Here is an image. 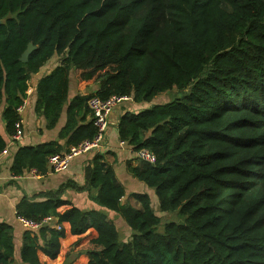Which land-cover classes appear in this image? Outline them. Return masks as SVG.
<instances>
[{
  "label": "trees",
  "instance_id": "trees-1",
  "mask_svg": "<svg viewBox=\"0 0 264 264\" xmlns=\"http://www.w3.org/2000/svg\"><path fill=\"white\" fill-rule=\"evenodd\" d=\"M0 19L7 133L22 117L30 79L55 57L38 81L35 110L49 129L66 113L57 139L18 148L14 176L45 174L50 155L95 136L93 96L151 102L174 88L182 93L124 114L118 127L121 141L157 157L128 165L155 190L156 206L147 192L123 201L125 186L97 151L81 187L105 210L63 199L73 181L42 200L23 197L18 216L54 222L24 232V264H76L74 251L87 256L77 264H264V0H0ZM30 42L37 47L22 61ZM73 71L80 91L98 88L70 99ZM6 146L0 133V152ZM156 207L178 210L184 221L159 231ZM108 211L131 229L128 240ZM0 264H18L6 223Z\"/></svg>",
  "mask_w": 264,
  "mask_h": 264
},
{
  "label": "crops",
  "instance_id": "crops-1",
  "mask_svg": "<svg viewBox=\"0 0 264 264\" xmlns=\"http://www.w3.org/2000/svg\"><path fill=\"white\" fill-rule=\"evenodd\" d=\"M58 60V57L51 59L39 73L34 74L30 79L27 92V105L22 111V136L19 139H12V135L7 133L6 122L3 118L5 102L0 104V133L6 139V147L8 148L7 153H3V150L0 152V223H6L9 226L10 233L14 236L15 260L18 264H24L21 261L20 253L23 234L27 230L17 214V204L23 197L35 196L38 200H42L46 198L44 192L56 190L63 187L64 184L67 185L69 181H73L75 186H65L63 188L61 195L63 199L70 201L71 204L82 209L97 208L105 210L94 201L89 190L82 189L81 187L85 184V166L91 162L97 151L105 156L106 161L115 169L118 180L125 186L126 195L123 197V201L129 199L130 193L140 191L149 193L152 197V203L157 202L155 190L133 176L128 169L129 163L138 164L139 160L133 146L121 141L119 138L118 127L124 114L137 113L154 104L168 102L171 97L168 91L162 92L165 95H161L163 97L157 103H154L153 100L158 95L151 102H136L130 96H126L120 100L110 114V123L102 147L96 151L83 152L74 156L65 170L52 171L49 167L48 172L45 174H41L35 169H27L20 176L12 174L11 166L14 154L20 146L38 145L57 139L61 128L66 122V113H63L57 126L49 129L45 125L46 120L44 116L37 114L35 110L38 81L43 75L51 72L57 65ZM97 88L98 85L93 83L85 90L80 91L75 71H73L71 74L69 98H73L79 92L90 93ZM61 143H64V140H61ZM108 216L115 221L118 228L120 226L129 228L124 219L118 214L108 211ZM51 218L50 223L54 224L52 221L53 217ZM129 232H131L130 228Z\"/></svg>",
  "mask_w": 264,
  "mask_h": 264
},
{
  "label": "built area",
  "instance_id": "built-area-1",
  "mask_svg": "<svg viewBox=\"0 0 264 264\" xmlns=\"http://www.w3.org/2000/svg\"><path fill=\"white\" fill-rule=\"evenodd\" d=\"M126 96H112L109 99H102L99 96H93L89 99L88 105L93 112V121L97 128V132L92 139L85 140L78 146H72L65 153H54L49 156L48 165L52 171L65 170L71 159L83 152L99 150L104 142L105 135L107 133L110 114L117 103L124 99ZM27 105V99L18 107V111L22 113ZM22 117L16 122L15 132L12 134V139H19L22 136ZM8 148L3 149V153H7ZM136 156L142 160H146L150 163H154L157 160L156 155L147 148H142L136 151ZM20 221L27 229L37 230L45 224L50 223L51 217H45L40 221L28 219L23 216H18Z\"/></svg>",
  "mask_w": 264,
  "mask_h": 264
},
{
  "label": "rangeland",
  "instance_id": "rangeland-1",
  "mask_svg": "<svg viewBox=\"0 0 264 264\" xmlns=\"http://www.w3.org/2000/svg\"><path fill=\"white\" fill-rule=\"evenodd\" d=\"M169 93L168 94H171V97L169 99L172 100L173 98H175L176 96H182L181 92H178V90H176V88H174V90H169L168 91ZM161 95H165V94H159L158 97L153 100L154 103H157L159 102L160 99H162L163 96ZM156 206V204L154 203L153 206ZM156 210L157 212H159L160 216H161V222H160V225L158 227V230L159 231H163L164 230V226H165V223L169 222V221H176V222H183L184 221V216L180 214V212L178 210H174V211H170V212H161L159 211V209H157L156 207ZM119 233H120V237L122 240H128L131 236V233L132 232H129V228H126V227H123V226H120L119 227ZM77 252L74 251L72 255L76 254ZM71 255V258H74V262L77 264V263H82L85 261V257H87L85 254H81V255H75V256H72Z\"/></svg>",
  "mask_w": 264,
  "mask_h": 264
},
{
  "label": "water",
  "instance_id": "water-1",
  "mask_svg": "<svg viewBox=\"0 0 264 264\" xmlns=\"http://www.w3.org/2000/svg\"><path fill=\"white\" fill-rule=\"evenodd\" d=\"M5 22V20L4 19H0V24L1 23H4ZM36 45H34L33 44V42H30L29 43V45H28V47H27V49L24 51V53L22 54V56H21V60L22 61H27L28 60V58H29V55H30V53L34 50V49H36Z\"/></svg>",
  "mask_w": 264,
  "mask_h": 264
}]
</instances>
